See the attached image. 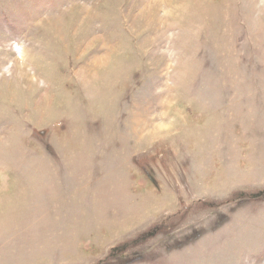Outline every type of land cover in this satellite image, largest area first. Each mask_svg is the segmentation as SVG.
<instances>
[{
	"label": "rangeland",
	"instance_id": "rangeland-1",
	"mask_svg": "<svg viewBox=\"0 0 264 264\" xmlns=\"http://www.w3.org/2000/svg\"><path fill=\"white\" fill-rule=\"evenodd\" d=\"M0 264H264V0H0Z\"/></svg>",
	"mask_w": 264,
	"mask_h": 264
}]
</instances>
